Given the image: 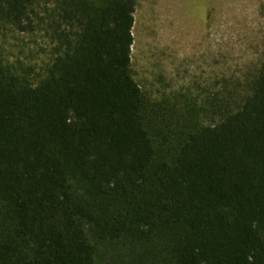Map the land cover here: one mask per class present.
I'll list each match as a JSON object with an SVG mask.
<instances>
[{
	"label": "trees",
	"instance_id": "16d2710c",
	"mask_svg": "<svg viewBox=\"0 0 264 264\" xmlns=\"http://www.w3.org/2000/svg\"><path fill=\"white\" fill-rule=\"evenodd\" d=\"M136 4L0 0V29L49 6L61 48L35 84L0 66V264H96L120 239L144 264H264V59L212 123L170 119L133 76Z\"/></svg>",
	"mask_w": 264,
	"mask_h": 264
},
{
	"label": "rangeland",
	"instance_id": "374dc122",
	"mask_svg": "<svg viewBox=\"0 0 264 264\" xmlns=\"http://www.w3.org/2000/svg\"><path fill=\"white\" fill-rule=\"evenodd\" d=\"M136 1L132 72L147 103L170 119L212 123L211 105L228 87L239 98L264 59V0ZM49 9L38 8L32 30L0 29V66L33 84L61 50ZM140 251L123 239L101 244L96 264H144Z\"/></svg>",
	"mask_w": 264,
	"mask_h": 264
}]
</instances>
